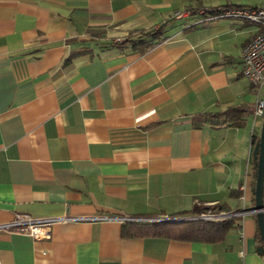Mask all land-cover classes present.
I'll return each instance as SVG.
<instances>
[{
    "label": "crops",
    "instance_id": "0c3cea01",
    "mask_svg": "<svg viewBox=\"0 0 264 264\" xmlns=\"http://www.w3.org/2000/svg\"><path fill=\"white\" fill-rule=\"evenodd\" d=\"M262 5L0 0V224L107 217L55 224L48 239L0 230V264H264L253 213L263 118L252 112L264 98L242 63L259 27L172 21L176 10ZM166 23L148 52L128 42ZM231 107L246 110L241 126L205 123ZM208 209L247 214L219 244L123 237L124 218Z\"/></svg>",
    "mask_w": 264,
    "mask_h": 264
},
{
    "label": "built area",
    "instance_id": "2783aa9c",
    "mask_svg": "<svg viewBox=\"0 0 264 264\" xmlns=\"http://www.w3.org/2000/svg\"><path fill=\"white\" fill-rule=\"evenodd\" d=\"M202 15L203 21L220 20H245L259 27L257 35L244 47L242 52L243 76L248 80L254 89L259 93L264 89V5L260 7H224L217 9H191L176 10L173 14L174 20L191 18L195 15ZM254 116L264 117V99L256 102L252 109ZM246 211L217 212L211 209L188 216L158 217V218H124V222L134 223H160V222H224L232 219H241L246 215ZM107 217H74L64 215L56 218L33 219L28 215H16L9 222L1 223L0 230L26 233L34 239H48L52 227L58 223L77 221H97Z\"/></svg>",
    "mask_w": 264,
    "mask_h": 264
},
{
    "label": "trees",
    "instance_id": "16d2710c",
    "mask_svg": "<svg viewBox=\"0 0 264 264\" xmlns=\"http://www.w3.org/2000/svg\"><path fill=\"white\" fill-rule=\"evenodd\" d=\"M174 21V19H172ZM172 21L170 23H172ZM169 23L161 25L150 31H144L135 35L134 47L142 54L148 52L156 44L164 41L167 37L166 27ZM133 40V39H132ZM243 107H231L224 113L207 114L204 116L205 123L211 126H241L244 123ZM160 123H154L146 129H153ZM259 137L256 138V142ZM187 214V213H186ZM236 227L235 220L216 222H160V223H134L126 222L123 225L124 238H147L158 237L187 242H199L205 244H219L226 240L229 232ZM260 238V234H258ZM261 242V239H260ZM262 243V242H261Z\"/></svg>",
    "mask_w": 264,
    "mask_h": 264
},
{
    "label": "water",
    "instance_id": "95a60500",
    "mask_svg": "<svg viewBox=\"0 0 264 264\" xmlns=\"http://www.w3.org/2000/svg\"><path fill=\"white\" fill-rule=\"evenodd\" d=\"M253 159L256 167V184L253 188L255 208L253 213L257 217V225L262 241L259 252L264 254V117L260 138L255 144Z\"/></svg>",
    "mask_w": 264,
    "mask_h": 264
},
{
    "label": "rangeland",
    "instance_id": "374dc122",
    "mask_svg": "<svg viewBox=\"0 0 264 264\" xmlns=\"http://www.w3.org/2000/svg\"><path fill=\"white\" fill-rule=\"evenodd\" d=\"M258 94L260 97L264 98V89H262ZM258 94L256 93V95Z\"/></svg>",
    "mask_w": 264,
    "mask_h": 264
}]
</instances>
